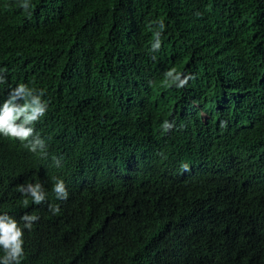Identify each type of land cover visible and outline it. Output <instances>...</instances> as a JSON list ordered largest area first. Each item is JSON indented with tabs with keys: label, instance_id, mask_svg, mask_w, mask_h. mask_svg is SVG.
<instances>
[{
	"label": "trees",
	"instance_id": "1",
	"mask_svg": "<svg viewBox=\"0 0 264 264\" xmlns=\"http://www.w3.org/2000/svg\"><path fill=\"white\" fill-rule=\"evenodd\" d=\"M152 3L163 15L176 19L172 39L196 45H211L220 33L251 32L257 18L264 22V0H34L35 20L10 14L23 35H37L36 53L27 46L30 55L18 54L57 109L55 126H47L46 131L40 126L49 142L42 156L57 153L59 136L73 160L99 149L133 153L143 163L151 160L152 149L145 144L150 138L146 118L161 98L173 92L154 85L150 70L167 52L130 54L128 47H134L127 46L126 28L134 8L141 4L152 8ZM226 11L238 17L223 31ZM6 18L0 15V31L8 26ZM146 40L144 33L137 40L134 37L137 48ZM9 63L8 58H0V65ZM232 87L233 80H228L226 89ZM221 98V91L200 93L202 106L218 118L219 134L250 132L253 123L223 114ZM59 110L67 119L75 118L74 128L60 118ZM103 122L113 130L103 127ZM260 128L261 135L244 153L231 148L212 154L201 177L193 180L189 173H172L176 193L181 194L178 187L193 185L178 198L161 184L167 170L155 165L144 169L152 187L142 206L131 190L103 193L102 186L83 190L78 178L74 182L65 178L68 200L51 198L60 205V213L35 222L31 232L25 230L23 264H264V126ZM203 138L200 126L186 115L169 141L190 162L191 143ZM15 151L0 142V212L16 218L24 212L45 215L49 199L41 209L23 210L18 191L36 176L41 159L19 147Z\"/></svg>",
	"mask_w": 264,
	"mask_h": 264
},
{
	"label": "clouds",
	"instance_id": "2",
	"mask_svg": "<svg viewBox=\"0 0 264 264\" xmlns=\"http://www.w3.org/2000/svg\"><path fill=\"white\" fill-rule=\"evenodd\" d=\"M33 7L34 0H0V15L8 16L5 19L8 26L0 31V58L10 61L9 65H0V142L14 151L19 147L28 155L41 159L36 176L26 186L21 185L18 191L23 195V210L29 206L41 209V205L49 199V212L45 215L24 212L19 218L8 212H0V264H23L26 256L25 230L31 232L35 222L47 215H58L60 205L53 204L51 198L67 201L70 193L65 178L74 182L79 177L93 175V161L97 158L105 159L127 173L135 170L143 174L148 165L167 170L161 184L165 183L171 196L178 198L193 185L190 182L188 188L178 187L181 194L176 193L173 190L172 173H189L195 180L204 175L212 154L231 148L244 153L254 145L256 135H261L260 126H264V22L257 18L256 27L251 32H233L222 36L220 33L211 45H196L172 39L170 35L177 23L176 19L163 15L162 10L153 3L152 8L148 4H141L134 8V15H131L134 17L126 28L129 33L127 46L134 47H128V51L130 54L146 52L153 55L158 51H166V56L152 64L150 80L158 88L174 93L173 96L171 93L161 98L152 116L146 118L149 121L150 138L145 144L152 149L151 160L143 163L133 153L109 149H99L79 160H73L72 154H67L69 149H63V141L59 136L57 153H49L50 157L42 156L49 142L40 126L44 131L47 126L53 128L55 122H50L55 120L57 113L54 112L57 109H53L48 90L31 78L28 62L18 54V51H23V55L25 52L30 55L27 46L36 53L37 35H23L20 32L21 25L16 24L15 19H9L10 14L16 13L17 17L21 15L28 22L35 20ZM237 17L238 14L226 11L223 14V31L229 29ZM143 33L147 35V40L137 48L134 37L137 40ZM20 38L24 40L23 43L19 42ZM228 80L234 82L232 91L226 89ZM219 91L223 95L219 102L223 114H231L232 118L241 122L250 121L253 123L250 132L229 131L227 135L219 134L216 126L218 118L210 109L202 106L200 100V93L213 95ZM59 114L62 120L69 123V128H74V117L72 120L67 119L64 110H59ZM186 115L194 119L204 135L203 139L191 143L190 162L184 159L182 150L169 141L176 137ZM102 124L113 130L110 123ZM221 124L225 126L226 122L222 121ZM160 143H165V146Z\"/></svg>",
	"mask_w": 264,
	"mask_h": 264
},
{
	"label": "bare ground",
	"instance_id": "3",
	"mask_svg": "<svg viewBox=\"0 0 264 264\" xmlns=\"http://www.w3.org/2000/svg\"><path fill=\"white\" fill-rule=\"evenodd\" d=\"M187 121L191 122L190 120ZM52 123L54 122L51 121L50 124ZM93 169V175L78 178V184L83 190H85V187L89 188L88 190H93L90 188L102 186L103 190L101 192L105 193L110 189L120 188L121 190L125 189L135 192L136 196L141 199V206L146 200H149L152 182L148 175L135 170L130 173L124 172L111 162L102 158H97L93 161ZM183 174H186V172H183Z\"/></svg>",
	"mask_w": 264,
	"mask_h": 264
}]
</instances>
